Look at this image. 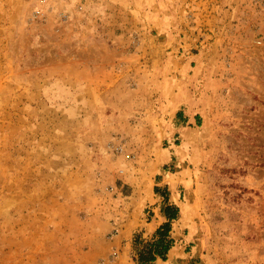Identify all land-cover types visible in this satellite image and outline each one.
<instances>
[{
  "label": "rangeland",
  "instance_id": "rangeland-1",
  "mask_svg": "<svg viewBox=\"0 0 264 264\" xmlns=\"http://www.w3.org/2000/svg\"><path fill=\"white\" fill-rule=\"evenodd\" d=\"M165 187L160 264H264V0H0V264H139Z\"/></svg>",
  "mask_w": 264,
  "mask_h": 264
},
{
  "label": "trees",
  "instance_id": "trees-1",
  "mask_svg": "<svg viewBox=\"0 0 264 264\" xmlns=\"http://www.w3.org/2000/svg\"><path fill=\"white\" fill-rule=\"evenodd\" d=\"M180 114L182 113L178 112V115ZM159 190V187L155 188L156 193ZM163 192L162 196L166 201L163 214L166 221L157 229V236L148 244L147 249L139 252L137 260L139 264H154L157 258L166 261L168 259L167 253L174 246L175 241L171 237L170 232L172 223L180 216V208L177 204L171 203L167 187H165Z\"/></svg>",
  "mask_w": 264,
  "mask_h": 264
},
{
  "label": "crops",
  "instance_id": "crops-1",
  "mask_svg": "<svg viewBox=\"0 0 264 264\" xmlns=\"http://www.w3.org/2000/svg\"><path fill=\"white\" fill-rule=\"evenodd\" d=\"M171 203H174V204H177L176 201H171ZM174 247V246H173ZM171 248L169 250V252L167 253V257L168 259L166 261H164L163 259L161 258H157V260L154 262V264H160V262H172L175 258H176V255L178 254V251H175V247L174 248ZM176 254V255H175Z\"/></svg>",
  "mask_w": 264,
  "mask_h": 264
}]
</instances>
